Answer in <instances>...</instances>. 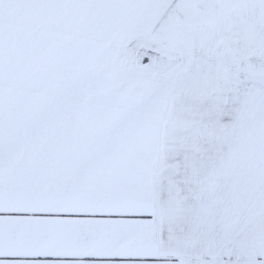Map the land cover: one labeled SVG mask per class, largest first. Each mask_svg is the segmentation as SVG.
Returning <instances> with one entry per match:
<instances>
[{"label":"snow or ice","instance_id":"1","mask_svg":"<svg viewBox=\"0 0 264 264\" xmlns=\"http://www.w3.org/2000/svg\"><path fill=\"white\" fill-rule=\"evenodd\" d=\"M0 264H264V0H0Z\"/></svg>","mask_w":264,"mask_h":264}]
</instances>
